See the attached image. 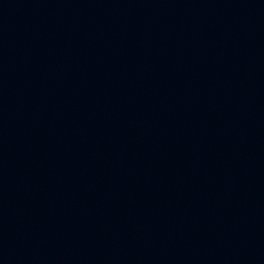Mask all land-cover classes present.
<instances>
[{
	"label": "water",
	"instance_id": "water-1",
	"mask_svg": "<svg viewBox=\"0 0 264 264\" xmlns=\"http://www.w3.org/2000/svg\"><path fill=\"white\" fill-rule=\"evenodd\" d=\"M0 264H264V0H0Z\"/></svg>",
	"mask_w": 264,
	"mask_h": 264
}]
</instances>
